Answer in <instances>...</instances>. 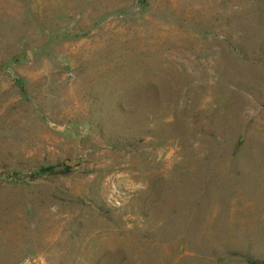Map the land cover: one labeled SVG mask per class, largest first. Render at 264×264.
Returning a JSON list of instances; mask_svg holds the SVG:
<instances>
[{
    "label": "rangeland",
    "instance_id": "374dc122",
    "mask_svg": "<svg viewBox=\"0 0 264 264\" xmlns=\"http://www.w3.org/2000/svg\"><path fill=\"white\" fill-rule=\"evenodd\" d=\"M0 264H264V0H0Z\"/></svg>",
    "mask_w": 264,
    "mask_h": 264
}]
</instances>
